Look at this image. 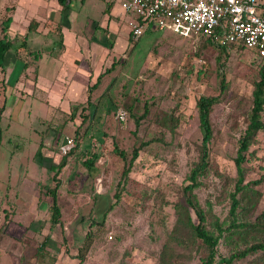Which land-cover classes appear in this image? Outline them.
Segmentation results:
<instances>
[{"label": "rangeland", "instance_id": "obj_1", "mask_svg": "<svg viewBox=\"0 0 264 264\" xmlns=\"http://www.w3.org/2000/svg\"><path fill=\"white\" fill-rule=\"evenodd\" d=\"M17 1L0 0V21ZM119 2L69 0L68 19L76 17L91 29L109 16L105 9L111 6L112 27L93 36L116 54L100 59L88 81L85 75L74 78V90L65 88L72 99L53 87L50 100L36 99L35 67L21 71L29 50L20 48V39L6 56L11 71L0 72V107L4 99L7 107L0 115V264H200L205 249L193 234L197 221L182 192L200 155L199 97H215L216 103L209 113L207 165L192 194L205 212L207 231L215 234L210 216L227 222L236 180L233 159L257 81L255 57L238 49L219 53L199 37L183 39L153 25L131 41V18ZM36 41L43 44L42 37ZM45 43L57 48L58 38ZM53 66L41 67L47 80L55 76ZM80 67L76 61L72 68ZM65 68L60 83L66 86ZM97 76L98 85L88 90ZM117 110L125 113L124 122ZM65 139L72 140V150L57 170ZM93 154L97 160L87 169L82 163ZM242 168L243 184L255 194L236 195L238 219L252 222L264 209V131L254 136ZM56 183L60 216L52 224L47 189ZM232 249L221 239L217 260ZM260 255L232 264H264Z\"/></svg>", "mask_w": 264, "mask_h": 264}, {"label": "trees", "instance_id": "obj_2", "mask_svg": "<svg viewBox=\"0 0 264 264\" xmlns=\"http://www.w3.org/2000/svg\"><path fill=\"white\" fill-rule=\"evenodd\" d=\"M57 4L61 7L62 12H67L69 0H56ZM262 8H264V3L262 4ZM107 12V11H105ZM11 22V17L7 16L5 19L0 21V72H2L5 68V60L8 52L13 47L14 43L18 42L17 39H20L19 42L20 48L25 49V41L26 34L24 35H14L13 38H9V25ZM36 27V23L30 21L27 26V32H29L32 28ZM199 38L203 39L210 47L219 51V53H226V48L218 47L212 44L208 37L200 36ZM131 41H133L130 38ZM230 49H238L241 48H230ZM16 50V49H15ZM17 52V51H15ZM29 57L26 62H22L21 71L24 74L28 71H33L35 69L36 72V64L35 62L39 58L38 52H30L28 53ZM258 64L257 70V81L253 83L252 92H251V109L247 116V125L243 132V135L238 140V146L236 150V156L233 159L235 172H236V180L234 183V190L229 195V209L227 213V222L222 223L219 222L215 217L212 220V227L215 230V234L207 231L204 227V223L206 220L205 212L202 211L192 194V190L196 187V178L197 176L205 169L207 165V150L206 145L210 139L211 131L209 124V113L212 106L216 103L215 97H199L195 102V109L197 112V119L200 131L202 133L201 145H200V155L199 160L195 164V166L191 169L188 176V184L183 187L182 192L185 197V201L188 207L191 209L193 216L195 217L197 224L192 225V231L203 248L205 249V256L201 259L200 264H232L234 261H238L244 259L246 256L253 255L255 253H260L261 260L264 259V209L254 218L252 222L248 221H239L237 209L239 207V201L236 197L238 193L243 192L244 190L248 191L249 194H255V191L249 189L246 184H243V168L242 164L245 161V154L249 145L251 144L254 136L259 131H264V124L261 121V113L264 110V61L256 59ZM29 63H34L33 65ZM114 62L112 61L109 69L104 72H109L111 68H113ZM33 67H35L33 69ZM222 65H218L220 69ZM99 77L97 76L96 81L93 85L88 88L91 90L96 88L99 82ZM36 78V77H35ZM222 83V78L220 85ZM89 98H86V102L88 103ZM6 100H3V104L0 107V115L2 114L5 107ZM145 115L141 116V118ZM72 148V147H71ZM69 149L66 153L61 155V159L59 163L56 165V169L60 170L64 167L66 162L67 154L72 150ZM138 148L132 150V155L129 160L128 167L123 171V175L125 176L129 170V166L132 160H134L137 156ZM120 156H123L121 152L118 153ZM97 160V156L93 154L89 159L84 161L82 164L87 169H90L93 163ZM53 168V167H52ZM57 184L52 189H47V195L50 198V222L52 224L59 223V208L56 203V188ZM256 184V183H251ZM208 215H210L208 213ZM227 240L233 247L232 252L227 257H220L217 260L216 247L220 240ZM242 247L240 249L239 247ZM80 248L78 251H81ZM76 258L79 261H82L80 255H76ZM217 260V261H216ZM78 261V262H79Z\"/></svg>", "mask_w": 264, "mask_h": 264}, {"label": "built area", "instance_id": "obj_3", "mask_svg": "<svg viewBox=\"0 0 264 264\" xmlns=\"http://www.w3.org/2000/svg\"><path fill=\"white\" fill-rule=\"evenodd\" d=\"M261 0H120L131 18L130 38L136 41L150 25L169 30L180 38L208 37L213 45L241 48L264 61V8ZM131 15V16H130ZM124 122L126 115L116 111ZM72 140L65 139L59 151L66 153Z\"/></svg>", "mask_w": 264, "mask_h": 264}, {"label": "crops", "instance_id": "obj_4", "mask_svg": "<svg viewBox=\"0 0 264 264\" xmlns=\"http://www.w3.org/2000/svg\"><path fill=\"white\" fill-rule=\"evenodd\" d=\"M111 1V0H109ZM105 2V0H102ZM264 3V1H262ZM105 11L109 13L105 15V19L102 23H98L94 28H89L87 23L78 22L76 17L68 19L67 12H62L61 7L57 4L56 0H18L11 17L9 25V38H13L14 35H26L25 41V52H38L39 58L35 62L36 64V78L34 85L31 86L32 93H34L39 101L50 100L51 98V87L56 89H63V93L70 99L73 98L71 93H67L65 88L74 90L75 77L88 81L89 75L93 70V66H97L100 59H106L107 57L112 60L114 54L112 48H107L105 45L97 42L93 36L94 32H101L109 30L113 22L111 6L106 8ZM115 16V15H114ZM87 18V17H86ZM30 21L36 23V27L27 32V26ZM88 21V20H87ZM88 31H87V30ZM88 34V36H86ZM56 35L58 38V47H50L51 44H46L50 36ZM39 37L43 38V44L36 41ZM46 47V48H44ZM29 57V55H28ZM27 57V58H28ZM90 60V61H89ZM76 61H79V69L72 68ZM89 61V62H88ZM45 62V63H43ZM90 63V64H89ZM54 65L55 76L52 79L47 80L40 73L41 67L44 65ZM16 65V64H15ZM14 66V65H13ZM69 66V76L66 82V86L60 83L62 80V73H66V68ZM71 66V67H70ZM91 66V67H90ZM90 67V68H89ZM67 69V71H68ZM11 71V69L4 68V72ZM96 74V71H94ZM78 79V80H79ZM14 88L20 85V82L14 80ZM33 96H29V98ZM44 108H50L45 107ZM7 107L4 108L5 111ZM48 112V111H47ZM31 222L29 217H23ZM26 222V223H27ZM16 240V239H15ZM17 241V240H16Z\"/></svg>", "mask_w": 264, "mask_h": 264}]
</instances>
